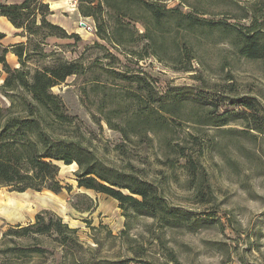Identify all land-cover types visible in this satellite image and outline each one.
Instances as JSON below:
<instances>
[{"label": "rangeland", "instance_id": "rangeland-1", "mask_svg": "<svg viewBox=\"0 0 264 264\" xmlns=\"http://www.w3.org/2000/svg\"><path fill=\"white\" fill-rule=\"evenodd\" d=\"M42 1L48 3V19L68 33H77L79 39L44 34L40 48L31 49L27 63L41 65L60 56L83 64L82 72L49 87L62 102L53 112L55 124L91 147L105 162L125 169L131 167L156 182L170 204L188 209L193 217L202 219L193 227L161 226L152 216L124 215L112 196L78 185L75 162L57 161L56 177L62 185L58 191L47 187L17 190L0 184V261L143 264L145 260L167 262L174 256L183 264H264V131L248 127L241 117L223 125L208 123L200 118L205 110L189 102L178 111H167V126L153 134L144 130V118L136 113L139 98L132 91H139L137 84H129L105 70L136 71V63L145 66L151 76H144L166 99L171 87L176 86L203 94L254 95L261 102L259 114L264 116V59L237 53L230 36L219 32L199 36V40L189 34L193 43V57L189 60L183 53L176 56L170 46L161 56L145 55L147 49L140 39L131 51L115 49L96 33L97 24L106 20L99 0ZM165 3L230 22L243 30L253 18L264 26V0ZM135 27L140 31L142 26L136 23ZM11 28L5 18H0V29L9 33L1 40L3 45L9 46L15 35L20 41L26 40L22 30L15 27L19 32L11 33ZM42 51L44 56L40 55ZM107 51L116 59L106 56ZM140 53L145 56L139 58ZM7 55L11 66L15 62L19 65L17 57L11 52ZM185 66L189 68L184 69ZM5 74L0 67V85ZM7 103L0 89V104ZM62 111L67 115L62 116ZM181 145L196 161L197 171L185 166L186 158L177 152ZM199 186L203 191L196 196ZM46 211L73 228L81 246L74 248L69 244L64 248L52 232L36 239L11 231L33 222L37 213ZM13 245L25 247L26 252L13 251ZM36 245L42 250H30Z\"/></svg>", "mask_w": 264, "mask_h": 264}, {"label": "trees", "instance_id": "trees-1", "mask_svg": "<svg viewBox=\"0 0 264 264\" xmlns=\"http://www.w3.org/2000/svg\"><path fill=\"white\" fill-rule=\"evenodd\" d=\"M99 1L105 8L106 20L97 24L96 33L115 49L131 51L135 48L133 44H138L137 40L140 39L147 49L145 55L161 56L170 46L177 52L176 56L183 53L189 60L193 57L190 35L199 40V36L219 32L223 36H230L237 53L248 58L264 59V26L256 18L243 30L227 21L202 17L179 6H169L165 0ZM48 13V3L42 0L0 3V15L22 30L21 35L26 37L25 41L3 45L1 40L5 33L0 31V64L6 73L0 89L8 99L7 104H0V184L10 185L17 190L47 187L58 191L62 185L56 177L59 170L57 161L75 162L78 185L112 196L124 215L152 216L161 226L197 225L202 218L193 217L192 211L170 204L156 182L144 178L131 167L125 169L105 162L91 147L55 124L53 112L62 102L49 87L71 74L82 72L83 64L79 60L60 56L41 65L30 66L27 63L32 55L31 49L40 48L44 34L79 39L77 33H68L62 26L49 20ZM136 23L142 26L140 31L136 29ZM31 43H35L34 46L31 47ZM9 51L16 55L19 65L11 66L8 63L6 54ZM106 54L116 59V55L110 51ZM40 55L44 56V51ZM145 55L140 53L139 58ZM136 68V71L105 70L129 84H137L139 91H132V94L139 98L136 113L144 118V130H151L153 134L163 130L167 126L165 113L178 111L190 102L205 110L200 118L208 123L223 125L241 117L248 127L264 131V116L259 114L261 102L254 95L203 94L176 86L171 87L169 99H166L164 93H159L147 78L151 73L146 67L136 63ZM66 115L62 111V116ZM124 136H127L126 132ZM177 152L186 158L185 166L190 171H197L196 161L188 156L184 146H179ZM202 191L199 186L195 191L196 196ZM11 231L36 239L39 235L52 232L58 244L64 248L69 244L74 248L81 246L74 229L51 211L44 214L39 212L33 222ZM29 248L42 250L40 245ZM10 249L26 252L25 247L20 245H13ZM88 262L100 264L98 260ZM0 264L6 263L0 261ZM143 264L183 263L172 256L167 262L145 260Z\"/></svg>", "mask_w": 264, "mask_h": 264}, {"label": "crops", "instance_id": "crops-1", "mask_svg": "<svg viewBox=\"0 0 264 264\" xmlns=\"http://www.w3.org/2000/svg\"><path fill=\"white\" fill-rule=\"evenodd\" d=\"M0 18H5L10 24H11V26H12V30H10V32L12 33H16V32H19V31H16L17 29H15V27H14V25L5 17V16H3V15H0ZM0 31H2V32H4L6 35L3 37V39L2 40H5V38H7L8 37V31H5V30H2V29H0ZM15 35V34H14ZM18 35H15V37H12L13 39L12 40H10L12 43L13 42H19L20 40H22V39H19L18 37H17ZM9 42V41H8ZM9 52H11V51H9ZM8 53V52H7ZM11 54H13L15 57H16V55L14 54V53H12L11 52ZM6 59H8V55L6 54ZM16 60V59H15ZM13 65L14 66H16V62L15 63H13ZM1 67V66H0Z\"/></svg>", "mask_w": 264, "mask_h": 264}, {"label": "built area", "instance_id": "built-area-1", "mask_svg": "<svg viewBox=\"0 0 264 264\" xmlns=\"http://www.w3.org/2000/svg\"><path fill=\"white\" fill-rule=\"evenodd\" d=\"M73 5H74V3H72ZM89 27H91L90 25H89Z\"/></svg>", "mask_w": 264, "mask_h": 264}]
</instances>
